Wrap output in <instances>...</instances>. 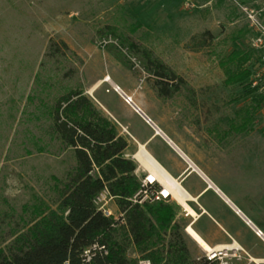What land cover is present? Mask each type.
Returning a JSON list of instances; mask_svg holds the SVG:
<instances>
[{
	"label": "rangeland",
	"instance_id": "374dc122",
	"mask_svg": "<svg viewBox=\"0 0 264 264\" xmlns=\"http://www.w3.org/2000/svg\"><path fill=\"white\" fill-rule=\"evenodd\" d=\"M238 4L262 7L264 0H0L2 247L24 206L57 207V191L76 161L73 151L54 138L43 113L77 90L131 147L136 142L128 132L148 138L154 129L114 91L119 87L239 208L246 210L242 201L252 210L254 204L264 205V82L252 87L259 54L249 46L251 31ZM126 39L140 52L132 54L123 44ZM51 42L61 53L50 54ZM238 50L248 59L228 62ZM143 51L178 79L160 82L147 69ZM243 71L251 73L247 80L227 82ZM148 150L183 172L189 168L163 138L155 137ZM124 157L128 159L126 152ZM206 199L231 216L213 192ZM114 203L109 208L115 210ZM170 204L178 207L176 222L192 261L200 263L204 251L186 232L194 219L176 200ZM196 209L201 214L202 207ZM206 219H198L194 228L215 246L217 228ZM129 257L141 259L134 249ZM251 259L231 264H254Z\"/></svg>",
	"mask_w": 264,
	"mask_h": 264
},
{
	"label": "trees",
	"instance_id": "16d2710c",
	"mask_svg": "<svg viewBox=\"0 0 264 264\" xmlns=\"http://www.w3.org/2000/svg\"><path fill=\"white\" fill-rule=\"evenodd\" d=\"M108 30L111 35L116 33L114 28ZM123 44L132 54L140 52L129 39ZM49 52L54 56L61 49L51 42ZM142 54L147 69L160 82L178 79L147 51ZM242 57L247 60V53L234 51L228 62ZM250 75L243 71L227 82H242ZM161 91L164 95L170 92L167 87ZM43 114L51 121L54 138L73 151L76 166L57 191L55 210L44 204L31 210L28 205L23 207L14 231L3 239L5 246L0 245V264H80L84 250L95 243L108 250L107 257L96 259L97 264H137L138 260L129 257L130 249L152 264H205L203 259L200 263L191 259L176 222L177 206L170 202L140 206L129 200L140 184L136 164L124 157L128 141L83 91L62 96ZM103 191L113 197L123 219L105 217L98 210L94 201Z\"/></svg>",
	"mask_w": 264,
	"mask_h": 264
},
{
	"label": "crops",
	"instance_id": "0c3cea01",
	"mask_svg": "<svg viewBox=\"0 0 264 264\" xmlns=\"http://www.w3.org/2000/svg\"><path fill=\"white\" fill-rule=\"evenodd\" d=\"M131 109H132V107H131ZM132 111L134 112L133 109H132ZM121 125L124 129H126L125 128L126 124H121ZM128 135H130L136 143L133 144L131 147H130V145H128L125 152L127 153L128 159H129V156L131 158H133L132 160L138 166V169L135 171V174L137 175V177L139 179L142 178L145 175V173L153 172L152 169L156 170V171L159 170V169H156V167L153 165L152 160L148 157L147 153H149V155L158 163V165H160L161 167H163L167 171H168V169L170 171H172L173 175H171V174L170 175L174 178L177 177L176 179L179 180V182L181 183L182 188L185 191V197L187 200H189L188 205L190 206V208L196 212L197 211V209H196L197 205L202 207L201 214H197V212H196V214L198 215V219L207 218L206 220H208L209 222H212V224H214V226H216V228H217L215 230L216 233L213 234V240L215 241V246H211L209 244L211 246V248L222 247V246H235L237 248L242 249L247 254L251 255V257L255 260H264V243L260 238H258L255 235L253 229L246 224V219L250 220L251 223L256 228H258L260 231H262V233L264 234V205L263 204L262 205L260 203L254 204L255 209L252 210V207H250L248 204H246L244 201H242L241 205L244 209H246V210H242L227 196L230 199V201L234 207H232L231 205H228L223 200V198L220 197V195L215 192V190L211 189V187H212L211 185H209V186L207 185V183L205 182L204 178L201 177V175H199V174L196 175L195 173H192L191 175H189V174L185 175V171L188 168L183 172L182 170L179 169V167L172 165V164H169L166 161V159L164 160L161 156L159 158L158 156H156L155 153L150 152V150H148V145L152 142V140L155 137H158V136L152 135V137H148V138L140 137V136L136 137V136H133L132 134H130V132H128ZM141 145H144L146 147L147 153L144 152L143 150H141V148L139 147ZM142 156H144V157L142 158ZM143 161H144V163H143ZM148 167H150L149 168L150 171L148 170ZM140 174H142V176H139ZM195 175L197 176V179L191 180V178ZM182 177H183V179H182ZM210 180L213 182L212 179H210ZM200 183L203 185L202 188H200V185H199ZM211 192H213V196L215 197V199L220 200L223 203V205L226 206V208L231 213V216H227L225 214V212L217 206L216 202L212 201L211 199H206L205 201H203L205 199V197ZM222 193H223V191H222ZM110 209L112 210V212L115 213L116 216L121 215V212H120V210L116 204H115V210H113L112 208H110ZM236 209H238L240 211V213H241L240 216L236 214V212H235ZM250 217H253L252 219H254L255 222H253V220H251ZM197 221L198 220H196V222ZM238 224L243 225L248 230V232L251 233V237H248L247 234L243 233L240 230V227ZM197 232L205 240L203 234L199 231H197ZM252 238L255 241H253Z\"/></svg>",
	"mask_w": 264,
	"mask_h": 264
},
{
	"label": "built area",
	"instance_id": "2783aa9c",
	"mask_svg": "<svg viewBox=\"0 0 264 264\" xmlns=\"http://www.w3.org/2000/svg\"><path fill=\"white\" fill-rule=\"evenodd\" d=\"M238 6L243 12L249 26V30L251 31L249 46L260 56L259 70L255 74V79L252 84V87L256 88L259 84L264 82V6L254 8H248L240 4H238ZM114 91L121 96V98L127 105L133 107V99L131 97L126 95L119 87H114ZM134 110L145 120L146 124H149L150 126H152V128H154L155 124L148 116H146L138 107L134 108ZM179 156L181 155L179 154ZM181 158L188 164V166L191 167V164L189 165L191 161L188 160L185 155L181 156ZM165 180L166 181L164 182H169L168 178H166ZM139 184L140 187L138 191L132 196V198L129 199L133 204H138L140 206L157 205L164 202H170L171 200H176L171 188L168 185L162 183L159 179V176L153 172L145 173V175L139 179ZM112 201L113 197L110 196L108 191H103L96 198L94 203L98 210L102 212L105 217H113L116 220L123 219V214H121L120 216H115V213L112 212V210L109 208V203ZM235 212L240 216L241 213L238 209H236ZM246 224L253 229L255 235L264 243V234L262 233V231L256 228L248 219H246ZM203 251V260L205 261V264H231L234 261H242L246 258V256L251 259L246 252L235 246L214 247L210 250L203 249ZM107 256L108 250L106 249V247L95 243L84 250L81 256L80 264H97L94 262L96 261V259H98V257L104 258ZM251 260L254 262V264H264V260ZM137 264L152 263L147 259H139Z\"/></svg>",
	"mask_w": 264,
	"mask_h": 264
},
{
	"label": "bare ground",
	"instance_id": "6f19581e",
	"mask_svg": "<svg viewBox=\"0 0 264 264\" xmlns=\"http://www.w3.org/2000/svg\"><path fill=\"white\" fill-rule=\"evenodd\" d=\"M110 79H108L106 82H109ZM133 106L135 105L136 107L139 108V106H137V104H135L134 100H133ZM132 107V106H130ZM132 109L134 110V108L132 107ZM141 111V107L139 108ZM135 111V110H134ZM143 112V111H142ZM135 113L137 114V112L135 111ZM144 113V112H143ZM156 126V125H155ZM150 127V126H149ZM157 127V126H156ZM151 128V127H150ZM158 128V127H157ZM154 129V128H153ZM158 128L157 130L154 129V136H158L160 138H163L167 144H169L178 154H180L181 156L185 155L174 143L171 139H168L167 135ZM167 138V139H166ZM175 146V147H174ZM141 148V150H143L144 152L147 153L146 151V147L144 145L139 146ZM141 154V153H140ZM148 154V157L152 160L153 165L156 167V169H159L158 171L153 170V173L157 174L159 176V179L161 180L162 183L168 185L171 190L172 193L174 195V198L176 199V201L181 205V207L183 209H185V211L188 213V216L194 219V222L190 225H188L186 232L187 234L191 237V239L196 242L198 245H200V247L204 250H210L211 246L199 235V233L194 229V224L196 222V220H198V215L196 214V212L190 208V206L188 205V201L185 197V191L182 188L181 183L179 182V180H177L176 178L172 177L170 175V173L164 169L163 167H161L160 165H158V163ZM183 154V155H182ZM186 156V155H185ZM144 156H142L143 158ZM186 158L189 160V158L186 156ZM138 161V160H137ZM144 163V161H143ZM193 162L189 163V165L191 164V167L188 166L189 168L185 171V175L189 174L191 175L192 173H195L196 175L199 174L201 175V177L204 178L205 182L207 183V185H211V189L215 190L216 193H218L220 195V197L223 198V200L228 204L231 205L232 207L233 204L231 203L230 199L227 197V195L224 194V192L222 193L221 189H219L197 166L192 165ZM162 165V164H161ZM144 166V165H143ZM152 167V166H151ZM143 168V167H142ZM150 167H148L149 170ZM145 171V170H144ZM150 171V170H149ZM159 172V173H158ZM188 177V176H187ZM168 178L169 182L166 183L164 181H166L165 179ZM185 178V177H184ZM183 179V177H182ZM183 181V180H182ZM187 196V195H186ZM190 196V195H189ZM192 199V198H191ZM193 208V207H192ZM192 219V220H193ZM201 219V218H200ZM198 222V221H197Z\"/></svg>",
	"mask_w": 264,
	"mask_h": 264
},
{
	"label": "water",
	"instance_id": "95a60500",
	"mask_svg": "<svg viewBox=\"0 0 264 264\" xmlns=\"http://www.w3.org/2000/svg\"><path fill=\"white\" fill-rule=\"evenodd\" d=\"M134 108H137L135 105L133 106ZM143 115V114H142ZM144 116V115H143ZM154 128L157 130L158 128L154 125Z\"/></svg>",
	"mask_w": 264,
	"mask_h": 264
}]
</instances>
